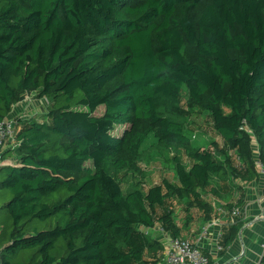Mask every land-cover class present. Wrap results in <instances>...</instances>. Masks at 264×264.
Masks as SVG:
<instances>
[{
    "label": "trees",
    "instance_id": "16d2710c",
    "mask_svg": "<svg viewBox=\"0 0 264 264\" xmlns=\"http://www.w3.org/2000/svg\"><path fill=\"white\" fill-rule=\"evenodd\" d=\"M185 85L223 147L186 134ZM26 92L52 104L18 118L20 145L4 153L1 264H159L144 227L179 236L175 201L188 225L195 208L210 217L214 176L225 198L229 180L260 176L264 0H0V121ZM152 132L187 159L169 158L174 178L124 190Z\"/></svg>",
    "mask_w": 264,
    "mask_h": 264
},
{
    "label": "crops",
    "instance_id": "0c3cea01",
    "mask_svg": "<svg viewBox=\"0 0 264 264\" xmlns=\"http://www.w3.org/2000/svg\"><path fill=\"white\" fill-rule=\"evenodd\" d=\"M224 183L221 177L214 176L211 185L205 190L204 197L212 206L208 219L201 210L195 208L198 209V221L193 222L192 212L193 219L187 225L186 213L180 218L181 214L179 215L175 210L176 221L181 228L179 236L199 243L210 256L212 264H256L262 253L261 243L264 240V176H259L258 179L229 180V189L225 196L231 195L230 199L220 197L214 192V189H220ZM209 194L212 197L208 198ZM227 203H233L232 207L238 209L237 216H225L218 212L219 207L226 206ZM208 222L211 223L210 234L208 238L200 241V228ZM234 226L235 235L229 243H226V236ZM156 236L158 238V234ZM219 244L226 246L225 249L217 251L216 246ZM159 264H162V260Z\"/></svg>",
    "mask_w": 264,
    "mask_h": 264
},
{
    "label": "rangeland",
    "instance_id": "374dc122",
    "mask_svg": "<svg viewBox=\"0 0 264 264\" xmlns=\"http://www.w3.org/2000/svg\"><path fill=\"white\" fill-rule=\"evenodd\" d=\"M29 94L31 93H24L22 99L13 105L15 114L21 113L23 118L35 117L41 120L44 119L50 109L52 102L47 97H43L40 100L31 99L30 101L29 98L31 97ZM180 99L182 115H180L178 119L184 122L186 130L185 132L191 137L192 143L195 146L213 148L214 150H217V147L213 145L215 142L219 147H223L225 145L224 138L215 130L212 117L206 110L201 108L197 109L198 107H195L190 103L188 88L186 85L183 87V92ZM31 103H34V105H31ZM30 105L31 107L29 108L28 106ZM143 150L145 153H143L140 162L145 169L143 172L144 175L143 173H136L122 177L121 179L123 181L124 190H127L129 186L139 181L141 184H144V187L146 188L149 185L160 183L164 176L174 178L173 162L169 158H171L173 154L178 153L181 154L185 161L187 159L184 151H179V149H175V147L167 148L165 145L159 144L153 132L149 135L148 139L143 145ZM233 158L235 163L238 164L237 157L234 153ZM210 197H212L211 194L208 195V198ZM230 197L231 195L225 199H230ZM3 201V199L0 200V205H2ZM173 208L177 211V213H179V215L181 214L180 218L184 216L185 206L178 202V200L175 201ZM182 209H184V211ZM193 213V222L196 221L197 223V217L199 216L198 209H194Z\"/></svg>",
    "mask_w": 264,
    "mask_h": 264
},
{
    "label": "built area",
    "instance_id": "2783aa9c",
    "mask_svg": "<svg viewBox=\"0 0 264 264\" xmlns=\"http://www.w3.org/2000/svg\"><path fill=\"white\" fill-rule=\"evenodd\" d=\"M29 95L31 97L29 100H33L31 94ZM31 105H34V103H31ZM31 105L28 107L30 108ZM19 117L24 119L21 116V113L15 114L13 109L7 117L0 121V167L5 165H13L15 163L13 158L5 157L4 153L7 148L10 147L11 149H15L20 145V141L17 139L18 130L20 129V123L18 120ZM256 165L260 176H264V163L261 161V159L258 158L256 160ZM218 212L223 213L225 216L230 215L231 217L238 215L237 208L232 207L228 209L225 205L220 206ZM210 227V222L201 226L199 233L200 241L208 238L210 234ZM144 230L147 233H152L154 236L158 234V238L163 245L162 264H212L210 256L204 251L203 247L199 243L191 242L190 240L181 236H172L163 228L161 224H158L152 228L144 227ZM261 248L262 253L256 264H264V240L261 243ZM224 249L225 247L223 245L219 244L216 246L217 251H222Z\"/></svg>",
    "mask_w": 264,
    "mask_h": 264
}]
</instances>
